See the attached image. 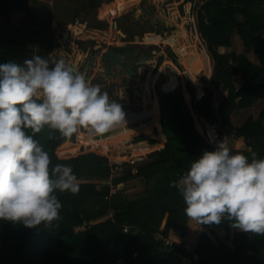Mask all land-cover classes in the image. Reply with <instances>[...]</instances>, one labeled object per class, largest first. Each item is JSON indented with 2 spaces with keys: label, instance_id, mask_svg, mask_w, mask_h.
<instances>
[{
  "label": "trees",
  "instance_id": "16d2710c",
  "mask_svg": "<svg viewBox=\"0 0 264 264\" xmlns=\"http://www.w3.org/2000/svg\"><path fill=\"white\" fill-rule=\"evenodd\" d=\"M263 2L203 0L198 10L194 8L192 21L204 50L215 63L211 83L223 91L224 99L218 111L222 129L234 140H244L245 149L233 151H242L245 155L254 151L258 158H264V106L257 118L250 116L240 127L232 124L231 115L252 107L254 100L264 93V8L257 7ZM17 10L35 19L32 0H0V20ZM238 15L244 16L245 21L240 22ZM172 19L176 23V17ZM234 33L241 37L245 47L253 48L258 65L244 54L220 53L221 48L231 46ZM19 36L6 38L1 44L12 49L17 46ZM182 36H187L184 30L176 35L177 39H182ZM80 56L77 54L74 60L78 61ZM46 59L51 66L52 58ZM8 60L14 59L0 51V63ZM68 63L74 65V61ZM192 70L193 74L199 72L198 66ZM237 75L242 76V84H235ZM128 76L132 78L133 75L128 72ZM158 96L166 142L153 155V160L138 166L137 175L128 169L114 180L117 184L137 176L143 177L146 182L144 195L131 201L125 200L122 194L107 200L109 187L97 190L91 183L80 184L76 193L56 189L54 192L62 207L58 210V218L50 224L27 227L19 222L0 219V264H117L120 260L124 264H181L176 254L184 249L156 240L154 235L162 225L164 237L172 230L179 236L185 233L189 216L184 212L185 203L176 184L196 156L214 147L208 146L196 131L192 110L181 89L172 93L160 90ZM212 99L213 94L209 92L202 100L193 101V111L207 117L214 116ZM145 115L140 118H145ZM28 132L48 151L50 168L62 163L71 165L77 178L110 177L108 161L99 154L83 153L75 158H62L59 150L67 148L66 143L75 139V133L71 137H63L48 125L39 132L32 133L31 129ZM156 144V140L150 141V146ZM82 149L83 144L79 141L69 150L80 152ZM110 208L117 211L115 222L107 220ZM101 218L104 220L90 224ZM125 225L139 233H124ZM220 228L223 237L213 231L202 234L197 247L201 264H264V234L253 232L247 235L233 231L237 227L227 219L222 221Z\"/></svg>",
  "mask_w": 264,
  "mask_h": 264
},
{
  "label": "clouds",
  "instance_id": "9594fccd",
  "mask_svg": "<svg viewBox=\"0 0 264 264\" xmlns=\"http://www.w3.org/2000/svg\"><path fill=\"white\" fill-rule=\"evenodd\" d=\"M110 99L75 65L35 54L0 63V219L27 227L50 224L62 207L54 190H79L71 165L56 163L29 134L44 125L71 137L81 126L104 133L124 121ZM190 162L176 184L187 216L200 224L227 219L244 232L264 234V158L233 151L224 139Z\"/></svg>",
  "mask_w": 264,
  "mask_h": 264
},
{
  "label": "rangeland",
  "instance_id": "374dc122",
  "mask_svg": "<svg viewBox=\"0 0 264 264\" xmlns=\"http://www.w3.org/2000/svg\"><path fill=\"white\" fill-rule=\"evenodd\" d=\"M123 1L126 5H124ZM195 1L196 3H194V8L198 10L203 0ZM141 2L142 0H32V8L35 13V19L32 16H28L24 11L17 10L11 13L8 17L0 20V51L20 63H22V60L25 57L30 58L35 54L41 55L44 58L51 57L52 60L62 56L66 62L73 60L75 58L74 56H77V54H81V60L78 63V71L83 72L90 83L99 84L102 91H106L108 93L110 92V88L117 85V79L119 81L124 78L118 77L117 74H113L114 71L116 72L119 68L113 67L114 65L107 64L106 61H103L102 58L105 54L109 52H116L124 55L126 57L125 63L130 66L132 70L151 63H158L160 66L161 64H166L165 61L170 59L172 62H175L176 57L168 47V49H166V55L161 54L159 57V51L164 47V45L159 44V41H162L164 36L157 31L154 25L163 21L167 26V29H164V32H167L169 36L172 34L178 35L181 30H185L183 23L190 24L191 22V20H189L190 18L186 17V13L183 12V14L178 15L179 17H176L177 21L173 24L174 27H171L169 23L172 20V11L166 10L168 8L165 7V11L152 10V12L147 15L148 12L145 9V4L143 2V5ZM120 3L124 6L122 10H120ZM257 7L264 8V2L258 4ZM154 13H158L159 18H157V14ZM191 13L194 14V11L192 10ZM153 20L155 21L153 22ZM238 20L240 22H244L245 17L238 15ZM16 34L20 35L17 46L12 49H6V47L1 44V41L6 38H13ZM192 36L196 45L200 48L199 45H201V42L199 36L195 32H193ZM30 37L32 38L31 41H27L26 39ZM232 40L233 41L230 46L232 47V50L228 51V49H226L228 47H225L222 49V52L220 51L221 54L230 55V53L234 52L238 55L239 53H247L250 51V53H248L252 55L248 57L246 54V57H248L249 61L258 65V57L254 53L252 47H245L241 37L237 33H234ZM233 43L234 46H232ZM97 53L100 55V58L95 59L91 65L93 68L92 72L85 73L83 70L87 64H89L90 58ZM211 61H213L212 58ZM205 65H207L206 72L210 75V78H212L215 71L214 61L211 66L208 64V61ZM179 70L182 79L181 77L179 79L178 75L174 72H172V77H175V79L182 84V82L186 79L182 72L183 69L179 68ZM166 72L168 74V71ZM103 74L107 75L105 76ZM158 80V83L162 81L159 78ZM125 82H127V79H125ZM242 82V76L237 75L235 77V84L239 85L242 84ZM131 83L126 84V86L130 87ZM190 84H192V87H190ZM196 85L202 86L201 84ZM148 87H150V85ZM187 87L191 93L195 94L196 86L193 83L188 82ZM216 88L218 89V93H221L220 88ZM177 90L179 89L177 88L175 91ZM128 91L132 93V89ZM113 100L119 101L124 113L127 114L126 110L128 107L125 106L126 103L122 102L121 99L116 96L113 97ZM263 106L264 93L254 100L252 107H249L247 108L248 110L239 112L238 115H235V122H239V119L237 118L242 117L244 119L242 124H237L235 127L243 125L250 116L257 118ZM144 115L145 113L134 115V112H131L127 119L130 121L136 120L138 123L136 126H143L144 129H147L148 126L146 125V121L150 115H146L145 118L141 119L140 117ZM80 132L87 134L81 135L80 139ZM154 135L157 137L152 138L149 134L138 131L132 134H124L120 136L121 138H129V141L125 145H121L116 149V152L120 154V157L124 158L126 161L123 165L125 168L120 169L121 171L119 172V176L117 175L113 179H111V177H82L78 178V184L91 183L95 186V189L99 186V189L97 190H100L105 186H108L103 183V181L107 180L110 183H113L114 186H118L120 188L117 194H122V197L125 200L131 201L142 197L146 188V182L143 177L137 176L131 180L117 184L114 180L125 174L126 170L133 167L128 163V160L134 158H139L140 160L144 158L143 160L135 163L134 166L137 168L138 166L153 160V155L160 150L161 146L159 145V147H157V144L156 146H150V141L156 140V142H160L158 141L160 129L156 130ZM101 138H103L104 141L103 139L100 140ZM106 139L108 138L104 136V133H96L94 130L92 131L90 127L81 126L75 133V139L67 142V148L60 149L59 154H62L63 159L75 158L83 153H96L103 156L102 152L106 150L108 143V140ZM79 141L84 147L82 151L74 152L69 150L74 144L79 143ZM238 147L240 148L241 145L239 144ZM132 174L137 175V172H132ZM142 184H144V187H140ZM129 189H132L130 193L127 191ZM104 218L90 222V224L100 222L101 220H104ZM234 230L247 235H251L253 233H246L238 228H234L233 231ZM219 236L223 237L222 230L220 231Z\"/></svg>",
  "mask_w": 264,
  "mask_h": 264
},
{
  "label": "built area",
  "instance_id": "2783aa9c",
  "mask_svg": "<svg viewBox=\"0 0 264 264\" xmlns=\"http://www.w3.org/2000/svg\"><path fill=\"white\" fill-rule=\"evenodd\" d=\"M192 21L190 22V24L183 23V27L185 28L184 31L187 34L186 37L182 36V39L180 38L181 39L180 40V39H177L176 37L177 34H172L171 36H164L162 41H159L160 45H164V47L159 51V57L161 56V54L166 55V49L170 48L174 56L176 57L175 62H172V60L169 58L170 60L165 61L166 64H161L158 68H156L157 63H151V64H148L147 66L146 65L141 66L137 69H133L135 73L134 74L131 73L133 75L132 78L128 76V72L125 69L121 68L122 75L121 76L117 75V76L123 77L124 80L127 79L126 84H129L132 82L131 86L127 87L128 90L132 89V93H130L131 100L129 102V106H131V108L134 109V110L132 109L133 110L132 112H136V111H141L144 106H149L152 104L151 101L148 100L149 97L152 98V100H154V103H155L156 97L158 95L154 85L150 84V87H146L145 83L147 82L146 81L147 80L146 78L148 76L147 73L153 74L155 73L156 69L157 71L159 69L168 71L165 83H163V85L160 87V90H162L165 93H172L177 88L178 89L181 88L183 95L187 97L185 99L187 100L192 110L195 129L197 130L201 138L204 140V142L208 146L214 147L215 142L217 140L224 139L227 142L228 146L232 149L231 144L234 142V139L230 134L224 132V130L222 129L221 117L218 112L220 103L218 102V98L216 95V87L211 83L210 75L206 72L207 65H205V63L208 61V64L211 66V63H210L211 58L209 57L208 53L204 50L202 44L199 45L200 48L196 45V42L194 41V38L192 36L193 32H195L192 26ZM172 27H174V25ZM195 62H197V64H195ZM194 66H198L199 68V72L195 74H193V70H192ZM179 68L183 69L182 72L186 79L185 81L182 82V84H180L179 81L175 79V77H172V72H174L178 75L179 79L180 77L182 79V76H180V73H179L180 71ZM188 82L193 83L196 86L195 94L191 93V91L188 89L187 87ZM196 84H201L202 86H197ZM122 86L123 85H121V87ZM115 87L117 88V90H119L118 88H120V84L119 86L115 85ZM209 92L213 94L211 107H212V114H214V116H211V117L200 115L194 112L192 109L193 101L202 100L203 98H205L206 94ZM149 95H152V96H149ZM127 96H128V92H127ZM158 106L160 110L159 120H161V108H160L159 100H158ZM130 113L131 112L127 114H130ZM122 135L124 134L114 136L112 139L108 140L107 141L108 143L106 142L107 143L106 150L102 152V155L108 161L107 165L111 169V176H110L111 179H113L117 175L119 176V172L121 171L120 169L125 168V166L123 167L124 162H126L125 159L120 157V154L116 152V149L119 146L121 145L123 146L129 141V138H126V137L121 138L120 136ZM143 159L144 158L140 160H143ZM140 160L139 158L128 160L129 161L128 163L131 166H133L132 168H130L132 172L134 173L137 172V169H136L137 167H135L134 165L136 162H139ZM106 181H103V183L107 184L110 188V193L108 196H106V199L111 200V198H113L119 192L120 188L118 186H114V184L110 183L109 181H107L106 183ZM97 189H99V186H97ZM116 214H117L116 209L110 208L107 212V220L111 222H115ZM221 223L220 224H216V223L202 224L203 233L208 232V231H213L216 233H218V231L220 232ZM123 232L132 233L133 235L138 234L137 230L131 231V227L129 225L123 226ZM164 238H161L160 240L163 242L169 243V245L172 247H181L182 249H184L183 252H178L176 254L177 257L181 259V264H201V261H202L201 255L197 251V247L200 243V238H197L195 241L191 243L183 242L179 245L171 243L167 240H164Z\"/></svg>",
  "mask_w": 264,
  "mask_h": 264
},
{
  "label": "crops",
  "instance_id": "0c3cea01",
  "mask_svg": "<svg viewBox=\"0 0 264 264\" xmlns=\"http://www.w3.org/2000/svg\"><path fill=\"white\" fill-rule=\"evenodd\" d=\"M143 2H144L145 5L143 4ZM141 3L145 6V9L148 12L147 15H149V13H151L152 10H159V11L162 10L163 11L164 9H166L165 7H167L168 9H166V10L172 11V18L173 17H179L178 15H181V14H183V12H185L186 13L185 16L189 17L190 19L189 18L188 19L192 21L193 20V13H191V12H192V10H194V7H195L194 3H196V1L195 0H193V1L192 0H142ZM123 7L124 6H122V4L120 3V10H122ZM166 12H168V11H166ZM154 14H157L156 17L159 18L158 13H154ZM154 21L155 20H153V22ZM167 24H168V22H167ZM173 24H175V23L173 22V19H172L171 22L169 23V25L172 27ZM154 26L157 29V31L161 33V35L168 36V33L164 32V29H167V26H166V24L163 21H161L159 24H155ZM169 36H171V35H169ZM236 37H238V36H236ZM232 46H234V43H233ZM223 48H225V47H223ZM223 48L220 49L221 52H222ZM226 49H228V51H231L232 47H230V48L228 47ZM248 52L250 53V51H248ZM248 52L247 53L246 52H242V53H239V54H244L245 56L247 54L248 57H249L252 54H249ZM98 58H100V55H99ZM80 60H81V58L78 61H75L74 59L71 60V61H74V65H75L77 70H78V66H79L78 63H79ZM212 64L213 63L211 61V65ZM158 67H159V64L157 63L156 68H158ZM118 68L119 69L116 72L114 71L113 74H115V75L117 74V75L121 76L122 74L120 73L121 72L120 66ZM92 70H93V68H90L87 71H86V69H84L83 71L85 73H89V72H92ZM147 74H148V76L146 78L147 79L146 81L148 82V84H147V82L145 83L146 87H148L150 84H152V85L155 86L156 91L158 93L160 91V87L163 85V83H165V80H166V77H167L166 70L159 69L157 71V69H156L155 73H153V74L147 73ZM158 78L160 80H162L159 83H158V81H159ZM149 81H151V82H149ZM116 84L118 86L120 84V88H118L119 90H117L116 87L110 88V92H108L109 97L111 99H113V97H115V96L119 97V99H121L122 102L126 103L125 106L128 107V109L126 110L127 113L132 112L131 110L133 108H131V106H129V102L131 100V94H130V92L127 89L125 80L123 79V80H119L118 81V79H117V83ZM121 85H123V86L121 87ZM127 92H128V96H127ZM222 93H223L222 90H221V93L220 92L218 93V89L216 88V95H217L219 103L224 99ZM185 98H187V97H185ZM148 100L151 101V103H152L151 105L144 106L141 111H136V112H138V115L140 113H145L146 115H150L148 117L147 121H146V125L148 126L147 129H144L143 126H141V127L140 126H136L137 125L136 122H135L136 120L135 121H130L129 119L124 118V121L114 122L113 125L111 127H109V129L107 131L104 132V136L106 138H108L106 140H110L114 136H117V135H120V134L128 135V134L135 133L137 131H142L144 133L149 134L152 138H156L157 136H155L154 133H155L156 130L160 129V135L158 137V139H159L158 141H160V142H157V147H159V145L161 146V144L165 143V141L167 139H166V136L162 132L161 120H159V111H160L159 110V106H158L159 96L157 95L155 103H154V100H152V98H150V97L148 98ZM245 110H248V109L247 108L246 109H241V110H238V111H235L234 113H232L231 119H232V123H233L234 126H236L237 124H242V122L244 121V119L242 117L237 118V119H239L238 120L239 122H235L234 117H235V115H238L239 112H243ZM146 115H145V117H146ZM134 122H135L136 125L134 124ZM83 134H87V133H81L80 132L79 137L81 135H83ZM239 144L241 145L240 148L238 147ZM231 145H232V150H242V149L245 148V143H244L243 139L234 140V142ZM127 186H128V184H127ZM140 187H144V184H142ZM131 190L132 189H129L127 191H129V193H130ZM124 193H127V192H124ZM118 195H121V194H117V196ZM201 227H202V224H200V222L197 219L189 217L188 221H187L186 231H185V233L183 235L179 236L172 230V231L169 232L168 236H166L164 238L163 235H162V230H163V225H162L160 231L157 232L154 235V238L156 240H160L161 238H164V240H167V241H169L171 243H174V244H177V245H179V244H181L183 242H193L197 238H201V236L203 234V231H202ZM138 233H139V231H138ZM219 233L220 232H218L217 234L219 235ZM117 264H124V261L120 260V261L117 262Z\"/></svg>",
  "mask_w": 264,
  "mask_h": 264
},
{
  "label": "water",
  "instance_id": "95a60500",
  "mask_svg": "<svg viewBox=\"0 0 264 264\" xmlns=\"http://www.w3.org/2000/svg\"><path fill=\"white\" fill-rule=\"evenodd\" d=\"M99 57V54H95L94 56H92L90 58V61H89V64H87V66L85 67L86 71L90 68H92V64L93 62L95 61V59H97ZM103 61H106L107 64H111V65H114L113 67H119L122 68V69H125L127 70L128 72L134 74L135 72L131 69L130 66H128L125 61H126V57L120 53H113V52H109L107 54H105V56H103ZM109 71V70H107ZM111 73V72H109Z\"/></svg>",
  "mask_w": 264,
  "mask_h": 264
},
{
  "label": "bare ground",
  "instance_id": "6f19581e",
  "mask_svg": "<svg viewBox=\"0 0 264 264\" xmlns=\"http://www.w3.org/2000/svg\"><path fill=\"white\" fill-rule=\"evenodd\" d=\"M134 114H135V112H134ZM129 116H130V114H127L124 116V118H128Z\"/></svg>",
  "mask_w": 264,
  "mask_h": 264
}]
</instances>
